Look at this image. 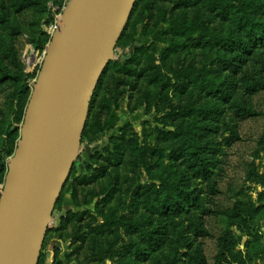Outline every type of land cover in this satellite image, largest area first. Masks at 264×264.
<instances>
[{"label":"rangeland","instance_id":"1","mask_svg":"<svg viewBox=\"0 0 264 264\" xmlns=\"http://www.w3.org/2000/svg\"><path fill=\"white\" fill-rule=\"evenodd\" d=\"M25 1L0 0V18L6 21L0 20V65L9 66L27 79L25 84L31 99L54 35L72 0H38L36 7L20 11V4ZM148 1L150 11L146 15L133 26H129V19L110 64L121 61L140 71L148 66L150 55L154 54L160 61L170 47L167 24L161 21L164 15L167 20L174 16L175 7L181 0ZM254 1L258 6L254 18L264 23V0ZM209 18L211 27L222 37H227L225 43L214 42L205 48L203 44L196 45L195 41L179 39L185 46L171 55L175 65L195 64L212 70L211 82L221 85L229 95L226 100H215L205 89L190 88L200 105L213 106V113L205 119L209 131L206 129L198 140L204 147L209 172L195 174L171 161L168 156L173 149L172 143H165L160 136L153 135L150 141L158 144L163 152V157L156 160L154 179L147 174L135 178L141 185L154 183L159 186L160 179L178 185L189 191L198 204L187 207L176 220L175 227L167 226L157 215L134 208L129 182L125 184L126 177L134 176L125 166V148L121 149V156L116 157V144L129 131L128 126H132L141 138L153 131L173 128L159 125L156 121L158 113L152 108L131 113L129 103L136 93L135 87L145 84L142 79L121 75L129 80L128 85L122 87L123 99L118 109L102 117L103 131L98 134V141L87 148L80 146L56 203L44 240V244H48L46 247L43 244L38 264H76L75 256L71 255L74 250L72 240L65 238L61 228L71 213L97 215L106 196L99 198L96 195L108 191L114 193L110 206L118 207L131 221L140 224L141 232H126L118 255L106 264H193L194 249L199 244L207 264H215L220 239L227 233L239 244L235 252H241L248 264H264V90L257 88L264 84V40L255 45L230 20L216 14ZM236 41L251 46L253 55L238 48ZM228 65L234 66L227 69ZM237 69L248 70L250 80L235 72ZM245 81H249L251 87L258 84L257 90H247ZM23 90V84L0 83V157L4 149L13 148V153L6 158V170L2 172L0 168V200L11 162L22 139L27 110L19 121L18 97ZM242 111L257 114L243 118L246 113ZM100 167L106 168L103 174L98 170ZM71 184L77 187V202L74 200L75 188L71 189ZM115 185L121 190H113ZM215 189L220 193L212 197L211 192ZM237 205L243 210L251 209L248 223L241 218H230ZM208 210L211 212L204 214ZM86 222L87 217L80 225ZM76 225L79 224H70L68 234ZM257 230L260 234L258 246L251 248Z\"/></svg>","mask_w":264,"mask_h":264},{"label":"trees","instance_id":"2","mask_svg":"<svg viewBox=\"0 0 264 264\" xmlns=\"http://www.w3.org/2000/svg\"><path fill=\"white\" fill-rule=\"evenodd\" d=\"M37 5L38 0H27L20 4V11ZM149 6L148 0H137L129 26H133L136 21L146 15L150 11ZM257 8L254 0H181L175 7L174 16L167 20L164 15L161 21V23L167 24L166 35L169 37L170 47L163 53L160 61L155 58L154 54L150 55L148 66L140 71L133 69L125 62L111 63L98 83L82 137L81 146L83 148L98 141V134L103 131L102 117L110 115L119 108L124 95L122 87L129 83L127 77L121 75L142 79L145 84L135 87L136 93L131 97L129 103L131 113L152 108L158 113L159 117H156V121L159 125L173 128L168 131H153L144 134L141 138L132 126H128L129 131L121 137V142L116 144V157L119 158L122 154L121 149L125 148V156L123 154L126 159L125 166L134 176L125 178V184L129 182L128 188L132 192L134 208H141L157 215L167 226L175 227L176 220L187 210V207L195 206L198 203L189 191L178 185L169 184L165 180L160 179V185L157 186L154 183L141 185L140 180L135 179L147 174L153 180L156 160L163 157L162 149L158 144H153L150 138L156 135L160 136V139L165 143H172L173 149L168 156L171 161L178 162L180 166L186 167L195 174H207L209 162L204 157V147L198 140L206 129L209 131L205 119L213 113V106L211 104L200 105L190 88L205 89L208 95L215 100H226L229 97L221 85L211 82L212 70L206 66L199 67L195 64L175 65L171 55L185 46L180 41L182 39L195 41L196 45L203 44L205 48L211 47L214 42L225 43L227 37H222L217 30L211 27L209 17L212 14L218 15L224 20H230L239 32L245 34L247 40L255 45L258 44V41L264 40L262 39L264 23H260L254 18V11ZM0 20L6 22L2 17ZM236 44L244 52L250 51L253 55L252 47L247 43L236 41ZM233 66L228 65L227 69ZM236 71L250 80L248 70L237 69ZM26 81V78L13 71L9 66L0 65V83L23 84L24 86V90L18 97L19 121H22L24 117L31 95L25 84ZM245 84L249 91H256L257 88L264 90V84H259L257 88L255 87L258 84L255 87H251L249 81H245ZM243 112L246 113L243 118L253 117L257 114L253 111ZM12 153L13 148L4 149V153L0 157L2 172L6 170V158ZM108 161L110 162V159ZM98 170L103 174L106 168L100 167ZM70 188H75L74 200L77 202V187L71 184ZM113 190H121V187L115 185ZM108 192L96 195L99 198L106 196L105 201L101 202L102 208L98 209L97 215L90 212L71 213L61 228L65 238L72 240L74 250L71 255L75 256L76 264H106L108 261H113L118 255L119 245L123 241L124 234L129 231L141 232L140 224L131 221L118 207L110 206L114 193ZM219 193L218 189H215L211 192V196ZM209 212L211 211L208 210L204 214ZM251 212L250 208L243 210L237 205L230 213V218H241L245 223H248L247 220L252 216ZM86 217L87 222L80 225L86 221ZM74 222L79 225H76L68 234L67 230ZM259 236V230H257V236L253 238L251 248L258 246ZM110 238L113 239L110 240ZM47 244L48 242H45L44 246L46 247ZM238 245L229 233L222 236L215 264H248L241 252H235ZM193 264H207L201 244L194 249Z\"/></svg>","mask_w":264,"mask_h":264},{"label":"water","instance_id":"3","mask_svg":"<svg viewBox=\"0 0 264 264\" xmlns=\"http://www.w3.org/2000/svg\"><path fill=\"white\" fill-rule=\"evenodd\" d=\"M136 0H72L31 96L0 200V264H38L56 203L81 146L98 83ZM68 73L51 107L62 55Z\"/></svg>","mask_w":264,"mask_h":264},{"label":"bare ground","instance_id":"4","mask_svg":"<svg viewBox=\"0 0 264 264\" xmlns=\"http://www.w3.org/2000/svg\"><path fill=\"white\" fill-rule=\"evenodd\" d=\"M67 54H63L61 61L58 66L57 75L55 78V84H54V92H53V98L51 100V107H53L56 98L59 95L60 88H61V80L64 78L68 73V58L66 56Z\"/></svg>","mask_w":264,"mask_h":264}]
</instances>
